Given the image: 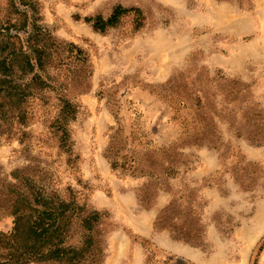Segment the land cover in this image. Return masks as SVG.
<instances>
[{
    "label": "rangeland",
    "instance_id": "374dc122",
    "mask_svg": "<svg viewBox=\"0 0 264 264\" xmlns=\"http://www.w3.org/2000/svg\"><path fill=\"white\" fill-rule=\"evenodd\" d=\"M116 5L138 8L141 20L124 15L103 33L84 21ZM2 23L24 25L23 45L41 28L47 62L21 74L22 102L0 98V236L15 197L44 189L102 213V264H264V0H0ZM231 80L240 87L232 97ZM164 94L203 106L191 112L198 140L180 134ZM253 110L257 127L247 122ZM114 116L151 149L168 148L167 162L149 155L158 179L107 151ZM246 168L255 170L249 188ZM149 182L155 195L142 207L136 192ZM172 202L175 225L201 229L200 244L154 226ZM15 247L0 241V264Z\"/></svg>",
    "mask_w": 264,
    "mask_h": 264
},
{
    "label": "trees",
    "instance_id": "16d2710c",
    "mask_svg": "<svg viewBox=\"0 0 264 264\" xmlns=\"http://www.w3.org/2000/svg\"><path fill=\"white\" fill-rule=\"evenodd\" d=\"M131 13L141 20V11L138 8H125L116 5L107 18L96 15L85 17L84 21L89 23L94 31L103 33L114 27L122 16ZM140 24L141 21H137L136 27ZM23 28V24H0V98L7 99L12 104L22 102L23 96H25L23 88L19 84L21 74L32 73L34 69L43 70L47 62L46 43L41 42L42 39L40 38V35L44 34L42 29L32 25L23 45V40L19 35V32L24 30ZM227 82L229 86L228 95L231 94L232 97L240 87L234 80ZM171 98L167 94L161 96L166 104L163 110L173 114L174 117L172 116L173 118L171 117L170 120L178 122L181 135L188 136L191 133L193 139L198 140L194 136V133L198 131L194 123L196 119L191 117V112H195L203 106L192 95H181L176 100ZM69 110L71 107L69 103L65 102L62 111L69 112ZM183 111H186V117L179 119L177 115ZM260 115V111L253 110L247 115V122L252 121L257 127ZM114 118L116 127L110 136L107 151L112 156H116L121 151L122 162L128 168H132V172L146 175L150 179H158L160 175L155 168L158 163L149 155H160L159 158L166 159L165 162H167L169 158L168 148L151 149L148 147L150 141L134 125L125 128L118 117L114 116ZM156 128L157 126L154 125L151 130ZM149 135H152V132ZM248 140L259 144L262 137L259 134H254ZM110 163L112 167H116L118 164L116 160H111ZM245 171L248 176H246L244 188H249L253 184L251 178L255 170L246 168ZM152 188V182H149L137 190L136 198L142 207H147L154 198L155 193L152 192ZM182 198L183 196H180L178 200ZM12 204V227L8 233L1 234L0 241H4L8 245L20 242L22 248L15 247L17 251L19 249V254L12 257L9 254L10 257L7 258L5 264H21L31 259L43 264L103 263L105 255L100 239L101 230L98 228L101 225L102 213L88 212L85 207L78 205L74 198L71 197L65 201L58 195L48 193L44 189H40L34 195L19 193ZM172 206L173 202L156 219L154 226L158 229H168L176 240L191 245L200 244V240L197 238L200 237L202 230L193 229L185 222L177 227L175 221L179 220L180 217L171 213Z\"/></svg>",
    "mask_w": 264,
    "mask_h": 264
}]
</instances>
